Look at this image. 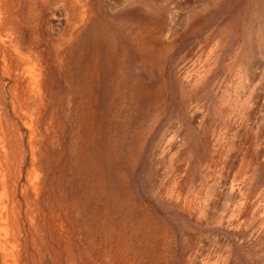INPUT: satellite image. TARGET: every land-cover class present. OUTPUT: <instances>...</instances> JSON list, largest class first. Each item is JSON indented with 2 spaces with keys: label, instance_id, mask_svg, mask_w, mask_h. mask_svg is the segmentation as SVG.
I'll use <instances>...</instances> for the list:
<instances>
[{
  "label": "rangeland",
  "instance_id": "rangeland-1",
  "mask_svg": "<svg viewBox=\"0 0 264 264\" xmlns=\"http://www.w3.org/2000/svg\"><path fill=\"white\" fill-rule=\"evenodd\" d=\"M0 264H264V0H0Z\"/></svg>",
  "mask_w": 264,
  "mask_h": 264
},
{
  "label": "bare ground",
  "instance_id": "bare-ground-1",
  "mask_svg": "<svg viewBox=\"0 0 264 264\" xmlns=\"http://www.w3.org/2000/svg\"><path fill=\"white\" fill-rule=\"evenodd\" d=\"M89 28H90V26H89ZM94 31L92 33H90V39H89V43L92 42L91 46H90V51L92 53L94 61L91 63L88 61L86 68L83 70V73H82L83 77L81 78L80 84L78 83L80 86V91H82V95H81L80 100L82 101V99H85L84 101H87L89 106L87 107L85 115H83L80 108H79L80 111L75 112L77 114V119H78V128H81L83 130L82 133L84 132L86 134L87 140H85V141L88 142L89 144L92 142L95 144V141H96L95 134H98L100 129H101V125L98 122L97 117L94 115V113L92 111L93 107L96 104L98 107V110H99V108H101L102 102L104 100V96L105 95L106 96L112 95L114 92L113 91L112 93H109L110 92L109 89L111 88V86H113L112 68L109 67L108 72L105 71L103 74V72H100L99 69L97 68L98 66L95 64L97 61V56L101 53L100 52L101 48L99 47V45L96 42H98V40L103 39V43H104L105 35L103 34V32L95 33ZM113 47L114 46H112L111 49ZM109 51H110V49H109ZM114 57H115V55H114ZM78 58H79V56H78ZM112 58H113V56L111 57V59ZM97 131H98V133H97ZM92 146H93V144H92Z\"/></svg>",
  "mask_w": 264,
  "mask_h": 264
}]
</instances>
